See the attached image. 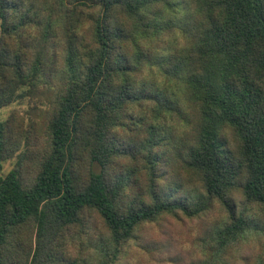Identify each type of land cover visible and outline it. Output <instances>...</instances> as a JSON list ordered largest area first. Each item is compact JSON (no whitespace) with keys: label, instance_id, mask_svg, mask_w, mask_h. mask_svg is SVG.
<instances>
[{"label":"trees","instance_id":"obj_1","mask_svg":"<svg viewBox=\"0 0 264 264\" xmlns=\"http://www.w3.org/2000/svg\"><path fill=\"white\" fill-rule=\"evenodd\" d=\"M25 100L0 264H118L144 225L218 212L198 264H264L225 258L263 241L264 0H0V109Z\"/></svg>","mask_w":264,"mask_h":264},{"label":"rangeland","instance_id":"obj_2","mask_svg":"<svg viewBox=\"0 0 264 264\" xmlns=\"http://www.w3.org/2000/svg\"><path fill=\"white\" fill-rule=\"evenodd\" d=\"M30 106L31 104L27 100L16 101L11 105L0 109V121H7L12 114H16V117H20L23 120L24 124H28L29 116L27 115V112L30 109ZM21 151L22 150L18 151L12 158H6L0 163V175H5L13 168L16 162V156ZM219 216L220 212L211 215V217L209 218L207 216L208 219L206 218L207 222L205 226L204 224H202L204 220H199L200 222H198V220H193L190 222L176 221L170 217H167L159 223L146 224L143 226L140 232L141 246H137V243H134L129 248L130 252L127 255L123 256L121 261L118 262V264H155V259L161 258V255L159 254L165 255L167 252L171 251V245L167 242L168 239H171L173 243L176 240L175 246L177 249H173V251H176L178 254H180L181 258L172 260L170 259L171 262H164L162 264H198L199 262L204 260V250L208 246L204 243L203 245L205 247H203V250L200 247L201 241L198 238V235L202 233L200 228L207 227L211 223V221L212 224L218 221ZM262 235L264 236V233L261 234V238L263 240L262 242L256 243L254 240H252L249 245L244 243L242 246L239 247V250H231V256L229 255L225 258L234 259L241 253V250H246L245 253L241 254V258L249 254H251L253 258H264V245L262 246V244L264 243V239ZM179 239H182V242H179ZM205 241L208 242L207 239H205ZM154 242H160V245L154 247L151 244L152 246H149L151 254L144 253L149 243L155 244ZM178 244L183 248V254L179 253L180 251L178 250ZM157 248H159V252L158 250L157 252H155ZM84 251L86 252L83 255V258H87L88 260L86 263L82 262V264H96L97 260L95 258L92 259L89 257V253L91 254L93 250L85 249ZM205 252L209 253V251L206 250ZM152 258H155L154 261L151 260Z\"/></svg>","mask_w":264,"mask_h":264}]
</instances>
